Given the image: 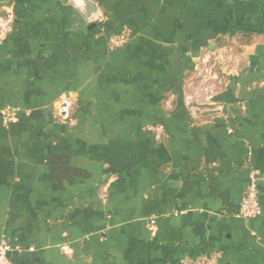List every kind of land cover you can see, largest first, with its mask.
Here are the masks:
<instances>
[{
  "label": "crops",
  "instance_id": "obj_1",
  "mask_svg": "<svg viewBox=\"0 0 264 264\" xmlns=\"http://www.w3.org/2000/svg\"><path fill=\"white\" fill-rule=\"evenodd\" d=\"M75 1L0 0L16 16L0 42V110L18 108L8 126L0 112V242L13 262L264 264V0H96V27ZM219 47L232 116L210 125L183 96L194 61ZM250 168L262 212L246 220Z\"/></svg>",
  "mask_w": 264,
  "mask_h": 264
},
{
  "label": "built area",
  "instance_id": "obj_2",
  "mask_svg": "<svg viewBox=\"0 0 264 264\" xmlns=\"http://www.w3.org/2000/svg\"><path fill=\"white\" fill-rule=\"evenodd\" d=\"M16 16L12 4L0 11V42H4L14 32ZM131 36L129 28L113 34L109 39L110 49H117L125 46ZM227 54L225 47L206 50L198 57L192 66L191 74L186 80L183 104L189 114L204 124L215 125L220 121H229L231 113L227 105L220 99L224 87V80L219 70V63ZM74 102L70 97H63L55 106V115L61 121L71 118V111ZM3 124L8 126L18 117V108L5 106L1 110ZM228 132H232L228 128ZM162 130L156 131V139L161 140ZM249 182L242 196L240 209L237 216L249 220L258 217L262 212L259 200V176L260 171L250 168L248 172ZM107 190V189H106ZM107 195L102 199L105 201ZM148 228L152 233L157 229V217L154 216L148 221ZM62 250L69 253L68 244L62 245ZM13 245L3 239L0 242V264H15L9 253L13 251ZM197 264H204L198 262Z\"/></svg>",
  "mask_w": 264,
  "mask_h": 264
},
{
  "label": "water",
  "instance_id": "obj_3",
  "mask_svg": "<svg viewBox=\"0 0 264 264\" xmlns=\"http://www.w3.org/2000/svg\"><path fill=\"white\" fill-rule=\"evenodd\" d=\"M75 3L78 5L83 16L90 21L91 27H96L97 21L103 17L98 2L96 0H76ZM9 256H11V253H9Z\"/></svg>",
  "mask_w": 264,
  "mask_h": 264
},
{
  "label": "trees",
  "instance_id": "obj_4",
  "mask_svg": "<svg viewBox=\"0 0 264 264\" xmlns=\"http://www.w3.org/2000/svg\"><path fill=\"white\" fill-rule=\"evenodd\" d=\"M244 31V30H243Z\"/></svg>",
  "mask_w": 264,
  "mask_h": 264
}]
</instances>
